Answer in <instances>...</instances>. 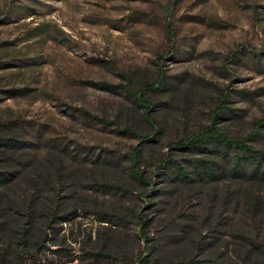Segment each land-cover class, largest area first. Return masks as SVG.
<instances>
[{
	"label": "rangeland",
	"instance_id": "374dc122",
	"mask_svg": "<svg viewBox=\"0 0 264 264\" xmlns=\"http://www.w3.org/2000/svg\"><path fill=\"white\" fill-rule=\"evenodd\" d=\"M210 126L264 153V0H0V264H264V177L170 146Z\"/></svg>",
	"mask_w": 264,
	"mask_h": 264
},
{
	"label": "trees",
	"instance_id": "16d2710c",
	"mask_svg": "<svg viewBox=\"0 0 264 264\" xmlns=\"http://www.w3.org/2000/svg\"><path fill=\"white\" fill-rule=\"evenodd\" d=\"M165 84V78L161 77L159 80H157L156 83H147L143 85V87L137 92V91H131L130 89H127L133 96L135 101L141 105L145 106L147 109L145 112H148V108L150 107L149 104H141L143 101V96L144 92L148 90H157L161 89V87ZM225 94H221L219 99H218V106L216 109H213L210 112V117L215 123V120H217L221 114L223 113L224 106L223 104L226 103V98ZM138 137L142 138V135H137ZM247 138H240V137H230L227 136L221 132L215 131L214 128L207 127L204 131L193 134L191 136H186L184 139L180 142L179 145H170L171 148H179V149H184L189 146H195L198 147L199 149H203L208 151V146H206L207 142L209 145H211L212 151L215 153H218L217 155L221 158V160L224 162L222 164V167H220L218 164V168H214V165H216L215 162L212 160H195L194 162L197 161H202L203 164H201L200 167H202L204 170L200 171L198 169V165L194 164V172L197 174L204 173L205 175H214L215 170H219L221 173V170H225L228 172H231L232 175L237 176V175H248L249 177L255 179V178H261L264 177V153L261 150H258L251 146L250 144L246 143ZM4 144L3 140L0 141V146ZM5 145H7L5 143ZM136 150V149H135ZM136 151L130 156L131 159V173L132 175L137 178L138 180L148 183L144 180L143 178V173L142 171H138L136 169V162L137 158L135 156ZM171 158L167 157L166 162L167 164L171 163ZM188 171L181 165H176V168L172 169V179H181L187 177ZM202 174V175H204ZM2 175V173H0ZM145 221V220H143ZM142 227V224H141ZM143 231V228H141ZM35 245L38 247L39 242L35 241ZM111 250V249H110ZM59 250H54L53 252H57ZM117 253V252H116ZM22 255V254H21ZM20 255L19 260H14L13 264H22L23 257ZM88 257H91L93 262L98 263L101 260H104V258H109L110 264H154L155 261L148 257L147 254H145L144 251H139L134 260L128 262L126 259L124 260L119 253L117 254H112L110 251L106 253L105 249L102 247L98 249L97 252H91L88 254ZM159 257L158 255L156 258ZM4 259V258H3ZM155 259V258H154ZM38 261V263H36ZM7 262V260H6ZM36 264H50L51 261H48L47 263H42L40 262L39 259H35ZM90 264V263H89ZM164 264H169V263H164ZM175 264H185L184 262L179 261L178 263Z\"/></svg>",
	"mask_w": 264,
	"mask_h": 264
}]
</instances>
